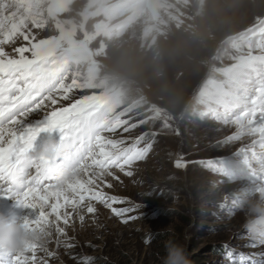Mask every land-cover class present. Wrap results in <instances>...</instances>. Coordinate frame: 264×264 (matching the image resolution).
<instances>
[{
    "label": "rangeland",
    "instance_id": "rangeland-1",
    "mask_svg": "<svg viewBox=\"0 0 264 264\" xmlns=\"http://www.w3.org/2000/svg\"><path fill=\"white\" fill-rule=\"evenodd\" d=\"M83 1L77 0L73 7ZM192 2L195 0H175L173 4L191 7ZM206 2L202 0L208 13L195 18L194 24L182 20L177 30L167 22L179 21L178 14L187 18L186 13L173 7L165 13L168 21L163 18L165 14H160L162 29L154 36L153 49L141 41L137 31L127 36L126 28V33L114 35L111 45L107 44V51L114 53L115 59L108 58L106 50L98 56L103 78L124 88L127 98L144 99L143 107L125 111L127 125H121L115 136L129 145L148 132L149 139L142 137L138 146L151 143V148L124 172L111 168L113 175L101 183L104 192L124 201L114 207H133L131 215L136 218L125 223L104 204L93 201L96 213L84 208L80 210L83 221L77 216L68 226L61 222L71 238V248L64 246V237H60L58 246L52 229L47 247L57 255L45 257L48 264H161L165 243L170 239L186 246L192 264H235L231 256L237 258L236 264H264V244L246 233L244 214L233 204L240 185L228 182L214 170V162L221 158L240 169L242 158L236 153L250 144V138L229 139L235 127L208 115L210 110L220 108L219 101L206 103L214 90L212 81L219 79L224 68L228 72L223 83L229 76L237 82L235 89L230 87L233 95L227 96L238 109L252 95L254 84L259 82L256 72L264 73V61H256V54L264 53V37L256 39L262 27L246 28L264 14V0H218L215 9ZM95 15L90 14L86 23L95 21ZM210 20L224 29L219 44L209 30ZM240 30L246 32L243 41L236 39ZM134 39L135 43H128ZM247 45L250 51L244 49ZM244 53L254 61L252 69L241 66ZM237 66L241 67L232 69ZM126 171L133 175H126ZM222 246L229 252H220ZM37 256L44 253L37 252Z\"/></svg>",
    "mask_w": 264,
    "mask_h": 264
},
{
    "label": "snow or ice",
    "instance_id": "snow-or-ice-1",
    "mask_svg": "<svg viewBox=\"0 0 264 264\" xmlns=\"http://www.w3.org/2000/svg\"><path fill=\"white\" fill-rule=\"evenodd\" d=\"M50 52L51 47L44 46L34 54L43 59ZM257 59L264 61V57ZM33 64L34 61L23 55L19 59H0V197L37 210L34 218L25 216L23 222L26 227L44 231L47 239L46 243L31 244L22 252L0 251V264H48L45 257L57 255L47 247L52 229H55L56 244L59 246L60 237H64V246L71 248L73 245L68 242L71 238L64 226L77 216L83 221L85 217L81 209L96 213L93 201L104 204L125 223L135 219L131 215L133 207H114L124 201L104 192L101 183L113 175L111 168L124 172L126 166L142 160L151 148V143L138 146L142 137L129 145L124 139L116 138L121 122L113 121L102 111V97L73 100L67 106L58 105V100L49 97L50 105L29 107L27 101L33 94L42 93L46 86L42 76H37L26 86L17 83V80L27 81L34 75ZM256 76L259 83L243 108L238 109V105L225 95L219 101L221 110L213 113L217 120L235 127V133L229 139L250 138V144L236 153L242 158L240 169L230 167L225 158L214 162L215 171L228 182L240 185L233 200L235 206L242 197L254 194L264 186V73L257 71ZM63 99L69 101L67 96ZM32 113L39 118L26 119ZM46 138H54L61 145L59 156L50 158L38 153ZM177 166H181L179 161ZM64 169L73 170V175L58 182L57 177ZM125 174L133 175L132 171ZM107 186L111 187L110 184ZM259 240L264 244V239ZM37 252L44 253V256L38 257Z\"/></svg>",
    "mask_w": 264,
    "mask_h": 264
},
{
    "label": "clouds",
    "instance_id": "clouds-1",
    "mask_svg": "<svg viewBox=\"0 0 264 264\" xmlns=\"http://www.w3.org/2000/svg\"><path fill=\"white\" fill-rule=\"evenodd\" d=\"M38 153L55 158L62 153V147L54 138H46L39 146ZM73 175V170L64 169L57 177L63 182ZM244 214L243 228L254 239H264V186L254 194L246 195L237 205ZM45 232L39 228L26 227L24 222L9 219L0 213V251L18 253L31 244L46 243ZM161 264H192L187 248L176 240L165 243V255Z\"/></svg>",
    "mask_w": 264,
    "mask_h": 264
},
{
    "label": "bare ground",
    "instance_id": "bare-ground-1",
    "mask_svg": "<svg viewBox=\"0 0 264 264\" xmlns=\"http://www.w3.org/2000/svg\"><path fill=\"white\" fill-rule=\"evenodd\" d=\"M206 1H207L206 4L207 5H211L212 7H214V9H215V6L218 5V0H206ZM224 1H227V0H224ZM192 4H193V6H191V7L179 6V4L176 5V7L178 8V11L181 10L180 12H184V13L187 14V16H188L187 18L183 17L181 14L177 15L178 16L177 18L180 19L177 22L176 21H174V22L168 21L167 20V16L168 15L167 16H163V18L166 21H168L167 23H170L171 25L175 26L176 30L179 29L182 26V24H181L182 20L183 21L185 20L184 22L191 23V24L193 23L194 24L195 23V21H194L195 18H197L199 15H201L204 12L208 13V11H209L208 9L209 8H207V6L202 3V0H195V2H192ZM94 7H95L94 3H92L90 0H85V1H83L81 3V5H75L74 6V8H75L74 12L75 13L76 12H78V13L79 12L90 13L94 9ZM68 17L72 18L73 16L68 15ZM207 17H209V14L207 15ZM190 19H191V21H190ZM55 21H56V23H58L61 20L59 18H56ZM196 26H197V24H196ZM208 26H209L210 32L214 34L215 44H219L221 42V40L223 39V37L225 36L223 27H220V24L217 23V21H215V20H210L208 22ZM156 29H157V31H156ZM161 29H162L161 26H159L157 23L155 24L154 22L149 21L147 14L143 13L142 15H140V17H139V19L137 21H135L132 25L128 26V28H127V34L128 35L127 36H133L134 32L137 31L136 34H139V35L141 34V36H142V40L141 41L142 42H146L147 44H145V45L147 47H150L151 49H153L156 46L153 43L154 42V36L156 37V32H158ZM3 31L7 32L8 30L0 26V34ZM43 32H44V35H47V34L51 33V31H48V30H45ZM163 32H164V35H165L164 37H166V36L168 37V35H167L168 31L166 29H164ZM125 33H126V31H125ZM113 36L110 35L108 38H105V39L103 38L106 41V43L108 44V47L112 43V40L114 38ZM161 40H164V39H161ZM134 41H135V39L134 40H129L128 43L129 44H133V43H135ZM10 45H11V48H15L17 50L26 49L27 46H28V45H26V42L21 40V39H12L11 42L3 40L2 43H1V46L3 48L4 47L7 48ZM163 45H165V44H163ZM108 47L106 48V52L108 53L107 54L108 58L114 60L116 55L114 53H112L111 51H109V50L107 51ZM28 48H29V46H28ZM47 105H50V103H48ZM34 118H39V117L35 115ZM4 199H6L7 203L4 201ZM19 207H21V206H18L17 203L13 199L0 197V213L4 214V215H6V216H8L10 218H15L16 212L18 211Z\"/></svg>",
    "mask_w": 264,
    "mask_h": 264
},
{
    "label": "trees",
    "instance_id": "trees-1",
    "mask_svg": "<svg viewBox=\"0 0 264 264\" xmlns=\"http://www.w3.org/2000/svg\"><path fill=\"white\" fill-rule=\"evenodd\" d=\"M225 251H226V247L222 246L221 249H220V252L224 253Z\"/></svg>",
    "mask_w": 264,
    "mask_h": 264
}]
</instances>
